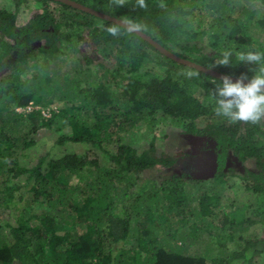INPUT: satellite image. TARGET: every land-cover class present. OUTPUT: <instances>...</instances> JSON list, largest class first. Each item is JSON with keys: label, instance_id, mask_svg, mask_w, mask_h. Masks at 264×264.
I'll return each mask as SVG.
<instances>
[{"label": "trees", "instance_id": "16d2710c", "mask_svg": "<svg viewBox=\"0 0 264 264\" xmlns=\"http://www.w3.org/2000/svg\"><path fill=\"white\" fill-rule=\"evenodd\" d=\"M71 1L115 20L134 17L165 50L223 76L250 79L257 66L234 56L216 65L220 48H264V13L241 0H164L166 10L159 0H147V10L134 8L135 0L121 7ZM23 9L32 16L17 26ZM111 22L55 0H0V69L8 72L0 79V264H255L264 240L245 233L264 221V121L216 116L210 91L220 79L202 71L189 78L184 73L196 69L142 37L114 38L98 26ZM203 38L207 44L198 45ZM98 55L109 66L93 70ZM39 58L56 62L23 79ZM151 63L161 72L143 71ZM29 104L32 112L16 111ZM157 119L214 142V186L183 172L144 177L176 161L156 153ZM140 122L156 132L142 152L124 141ZM62 126L70 134L58 145H90L105 159L87 151L22 162L41 129ZM229 161L242 167L231 175L251 197L243 205L221 204Z\"/></svg>", "mask_w": 264, "mask_h": 264}, {"label": "rangeland", "instance_id": "374dc122", "mask_svg": "<svg viewBox=\"0 0 264 264\" xmlns=\"http://www.w3.org/2000/svg\"><path fill=\"white\" fill-rule=\"evenodd\" d=\"M33 8L34 6L31 7V9ZM31 16L32 11L26 9L20 10L16 20L17 26H23L26 24ZM202 44H207V40L205 38H203L202 41L198 43V45ZM153 59L158 61L156 58ZM107 60L108 59H104L102 55H98L97 57H94L93 63L89 67L94 68L93 70H97V66L99 64L103 66H109ZM55 62L56 61L52 60L51 58H39L37 60V67L30 68L27 72L21 74V76L23 79L26 78L30 80L33 73H43L45 68L55 64ZM67 63L71 65L69 61H67ZM151 68L153 69L149 71L150 74H157L161 72V68L154 66L152 63L145 67L143 71H147ZM143 71L141 70V72ZM6 74H8L6 67L0 69V79ZM32 109L35 108L33 107ZM22 110L24 109H16L18 113L26 114V112ZM155 123L161 125L159 131H157L158 135L155 137L153 142L157 155L168 156L175 159L176 161L173 167L166 170H151L145 173L144 177H150L156 181H160L161 176H167L172 172H183L192 179L206 182L205 186H214V182L211 180L215 168L214 142L207 138H195L182 135L181 130L183 129V125L181 123L173 122L171 120L163 121L159 119L155 120ZM59 130L60 132L41 129L38 133L37 145L25 152L22 162L28 166H32L35 165L42 157H46L47 159L58 158L67 153H76L78 155H82L87 151H90L92 156L94 155L98 157L101 161L105 159L102 152L92 148L90 145L80 143L58 145L56 140L60 135L70 134V129L67 126H62ZM162 130L167 134V138L164 140L160 139ZM155 134V130L150 131L147 125L140 122L138 127H136L124 137V141L134 146L138 152H142L148 148L149 143ZM228 170L229 175L227 178V184L222 186L221 204L226 205L233 202L238 206L243 205L248 200H250L251 197L247 192L243 191L237 176H232L239 175V173L242 171V167L237 162L229 161L227 163V171ZM24 179L25 178H21L19 183L23 184ZM219 190L220 189H218V191ZM233 208L228 209L227 212L229 215L231 213L229 210H233ZM245 239L253 241L264 240V221L250 227L249 231L245 233ZM255 264H264V248L262 253L258 256Z\"/></svg>", "mask_w": 264, "mask_h": 264}, {"label": "clouds", "instance_id": "9594fccd", "mask_svg": "<svg viewBox=\"0 0 264 264\" xmlns=\"http://www.w3.org/2000/svg\"><path fill=\"white\" fill-rule=\"evenodd\" d=\"M127 3L128 0H109V7H121ZM241 3L258 14L264 13V0H241ZM157 6L165 10L167 8L164 0H159ZM134 8L147 10V0H135ZM98 26L114 38L127 36L130 41L132 37H142L150 31L146 24L129 16L112 21L107 28L103 24ZM233 56L236 61L257 67L250 79L241 75L235 82L229 76L221 77L220 83L212 81L215 88L210 91V99L215 105L214 113L229 123L257 125L264 121V48L252 45L243 50H236L234 45H228L218 50L215 64L228 66L232 63ZM184 75L195 78L198 77L199 70H189ZM245 80L248 82L245 83Z\"/></svg>", "mask_w": 264, "mask_h": 264}, {"label": "water", "instance_id": "95a60500", "mask_svg": "<svg viewBox=\"0 0 264 264\" xmlns=\"http://www.w3.org/2000/svg\"><path fill=\"white\" fill-rule=\"evenodd\" d=\"M55 1H59V2H62L63 4H66L74 9H78V10H81V11H84V12H87V13H90V14H93L99 18H104V19H107V20H110V21H115V19H112V18H109L108 16H105V15H102L100 13H97V12H94L92 11L91 9L89 8H86L80 4H77L76 2H73L71 0H55ZM142 38L144 40H146L147 42H149L155 49H157L161 54L165 55L166 57L178 62V63H181V64H184L188 67H191V68H194V69H198L199 71H202V72H205L207 74H209L210 76H213L215 78H218L220 79L221 77H223V75L221 74H218L217 72H214L213 70H210V69H206L200 65H197L195 63H192L190 61H187V60H184V59H181L177 56H175L174 54L170 53L169 51L165 50L164 48H162L160 45H158L157 43H155L152 39H150L147 35H143ZM231 79L233 80V82H235V80L237 78H232ZM245 83H247L248 81L245 80L244 81Z\"/></svg>", "mask_w": 264, "mask_h": 264}, {"label": "built area", "instance_id": "2783aa9c", "mask_svg": "<svg viewBox=\"0 0 264 264\" xmlns=\"http://www.w3.org/2000/svg\"><path fill=\"white\" fill-rule=\"evenodd\" d=\"M32 108H33L32 104H29V106L23 108L24 110H22V111L29 113V112H32V110H33ZM42 114H43V116L47 117V116H49V111H42Z\"/></svg>", "mask_w": 264, "mask_h": 264}]
</instances>
